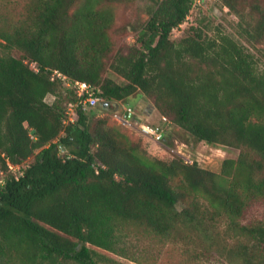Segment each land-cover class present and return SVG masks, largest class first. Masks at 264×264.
Returning a JSON list of instances; mask_svg holds the SVG:
<instances>
[{
	"label": "trees",
	"instance_id": "obj_1",
	"mask_svg": "<svg viewBox=\"0 0 264 264\" xmlns=\"http://www.w3.org/2000/svg\"><path fill=\"white\" fill-rule=\"evenodd\" d=\"M130 1L25 0L16 18L0 14V264H129L98 250L154 264L158 255L132 245L140 235L160 247L198 239L207 252L264 264V219L241 222L250 202L264 201V65L221 31L209 37L196 27L172 40L191 0H146L139 46L110 63L124 81L103 76L115 5ZM259 11L252 28L239 24L250 43L264 34ZM54 69L98 86L110 103L140 91L153 98L156 121L170 117L188 137L239 155L214 172L178 156L147 157L86 107L69 121L76 97L50 79ZM221 219L232 247L215 237Z\"/></svg>",
	"mask_w": 264,
	"mask_h": 264
},
{
	"label": "rangeland",
	"instance_id": "obj_2",
	"mask_svg": "<svg viewBox=\"0 0 264 264\" xmlns=\"http://www.w3.org/2000/svg\"><path fill=\"white\" fill-rule=\"evenodd\" d=\"M25 0H0V14L7 18H16ZM260 8H264V0H234V8L229 10L222 4V0H207L206 4L199 8L192 9L182 24L171 31L170 38L174 41L192 33L194 28L199 27L203 34L213 37L218 31L227 33L244 43L259 59V65H264V34L253 38L248 42L246 34H241L242 28H252L260 18ZM148 2L146 0H133L130 2L117 3L115 5V17L109 35L112 40V49L105 57V69L103 76L111 77L117 82L124 79L110 68L116 53H127L131 49L138 47L136 41L137 32L142 28L149 15L147 13ZM241 26H240V25ZM11 53L18 57L21 52L17 49L11 50ZM53 95H47L46 100L52 101ZM55 99V97H54ZM108 104L107 107L97 105L95 107H86V112L92 116V121L103 117L108 125H112L125 133L132 141L139 142L143 152L149 158L153 157H182L186 162H197L200 167L214 172H220L221 164L224 158L236 159L240 149L223 144H208L204 141H197L187 136V133L172 122L165 127V136L161 144H156L152 140L142 135L137 129L130 126L119 124L113 119L115 105ZM153 102V98L145 96L142 92L136 91L123 101H119V108L131 106L137 113L143 115L148 110V106ZM65 103V102H64ZM144 119V118H143ZM158 118H148L149 123ZM63 149V148H60ZM33 156L24 161V165L32 161ZM264 219V201L255 200L250 202L241 217L243 224L252 221ZM227 219H221L216 226L217 233L215 237L225 241L228 246H234L237 241L233 236V231L227 229ZM155 237L141 236L138 240L134 239L132 245L134 248L148 247L158 259L154 264H244L231 255L229 258L220 254L216 249L205 251L200 246L201 240L195 241H176L168 242L163 247L156 242ZM160 248V250H158ZM101 253L108 254L116 259L129 264H138L128 259L98 250ZM252 264H256L253 261Z\"/></svg>",
	"mask_w": 264,
	"mask_h": 264
},
{
	"label": "built area",
	"instance_id": "obj_3",
	"mask_svg": "<svg viewBox=\"0 0 264 264\" xmlns=\"http://www.w3.org/2000/svg\"><path fill=\"white\" fill-rule=\"evenodd\" d=\"M206 1L207 0H191V10L205 5ZM32 65L34 69H36V65L34 63ZM50 79L52 81L59 82L64 89H70L75 94L76 101L74 103H69L67 107L69 121H74V108L78 105H80L81 107H95L97 105L103 106V100L98 95V93H100V88L98 86H94L83 80L70 79L64 73L60 72L57 69L52 70ZM53 100L47 101L45 97V101L49 104H51ZM125 113H127L128 115L125 116ZM112 117L121 125L134 127L142 135L156 143H161L163 141L165 135V127L169 122V120L164 116H160L161 118L159 121H154L151 123L143 121V119L138 116L137 111L131 106H124L119 111H114L112 113ZM19 169V165L8 163V170L10 172L17 174ZM1 181L2 180L0 179V182Z\"/></svg>",
	"mask_w": 264,
	"mask_h": 264
},
{
	"label": "crops",
	"instance_id": "obj_4",
	"mask_svg": "<svg viewBox=\"0 0 264 264\" xmlns=\"http://www.w3.org/2000/svg\"><path fill=\"white\" fill-rule=\"evenodd\" d=\"M136 110V109H135ZM138 116L141 118V119H145V120H147L148 118H158L159 117V114H158V112L156 111V110H154V109H151V110H149V112L147 111V112H145L143 115H141V114H139L138 113ZM143 119V120H144ZM154 142V141H153ZM154 143H156V142H154ZM156 144H163V143H156Z\"/></svg>",
	"mask_w": 264,
	"mask_h": 264
},
{
	"label": "water",
	"instance_id": "obj_5",
	"mask_svg": "<svg viewBox=\"0 0 264 264\" xmlns=\"http://www.w3.org/2000/svg\"><path fill=\"white\" fill-rule=\"evenodd\" d=\"M113 103H114V105H115L114 111H119V110H120V108H119V107H120V106H119V101H114ZM108 104H110V101H103V102H102V105H103L104 108L107 107ZM127 115H128V114L125 113V116H127Z\"/></svg>",
	"mask_w": 264,
	"mask_h": 264
}]
</instances>
